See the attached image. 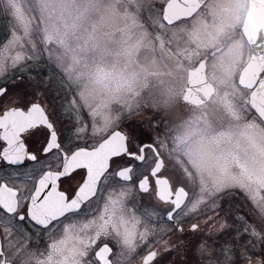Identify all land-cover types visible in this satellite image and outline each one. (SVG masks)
<instances>
[{"label":"snow or ice","instance_id":"6c2138e0","mask_svg":"<svg viewBox=\"0 0 264 264\" xmlns=\"http://www.w3.org/2000/svg\"><path fill=\"white\" fill-rule=\"evenodd\" d=\"M141 11L173 25V5ZM63 41L0 10V264H264V177L193 192L154 162L142 121L71 83ZM264 127V70L249 89Z\"/></svg>","mask_w":264,"mask_h":264},{"label":"rangeland","instance_id":"374dc122","mask_svg":"<svg viewBox=\"0 0 264 264\" xmlns=\"http://www.w3.org/2000/svg\"><path fill=\"white\" fill-rule=\"evenodd\" d=\"M15 2L32 21L36 31L46 30L49 35L62 39L71 83L74 88L84 93L88 103L112 119L118 118L121 113L131 112L133 118L142 121L149 137L154 140L165 159L162 173L184 185L189 192L225 183L236 187L243 184L249 191L258 189L259 177L253 174L246 162L247 157L242 155L241 143L255 138L248 125L245 124L242 131L237 130L240 138L228 131L225 135L223 130L208 128L204 133L192 126L190 134L186 132V135H179L175 142L173 137L167 135L171 139L165 143L160 141L164 126L161 115L145 114L134 109L138 102L137 96L141 92L139 85L143 75H158L166 69L160 65L156 49L150 46L145 34L141 16V5L144 1ZM7 6L8 0H0V10ZM148 48L155 54L152 53V58L147 61L145 51ZM238 66L237 63L234 69L224 68L223 74L216 79L218 81L213 82L219 90L225 92L222 96L225 99L223 105L229 110L234 109V114L240 121H247L250 117L242 89L231 74ZM113 102L114 109L110 108V103ZM229 117V122H236L232 120V116ZM171 121L173 125L174 121ZM259 131L262 134L257 137L263 144L264 133L260 128ZM249 132L251 135L247 136Z\"/></svg>","mask_w":264,"mask_h":264},{"label":"flooded vegetation","instance_id":"af4514ba","mask_svg":"<svg viewBox=\"0 0 264 264\" xmlns=\"http://www.w3.org/2000/svg\"><path fill=\"white\" fill-rule=\"evenodd\" d=\"M151 2L159 6L161 0ZM248 3L249 0H205L188 19L178 20L173 25L163 23L160 18L149 17L141 11L146 37L150 41V46L155 47L160 65L166 69L158 75H143L139 85L141 92L137 96L138 102L134 109L145 114L161 115L164 126L160 141L165 143L171 139L169 136L173 137L174 141L179 139V135L186 132L190 134L192 126L204 133L208 128L213 130L216 128L225 131V135L228 131L231 135L238 136L237 130L242 131V127L248 125L255 138L249 139L247 143L244 141L241 143L242 155L247 157L246 162L253 174L260 178L264 177V143L262 144L257 136L262 134L259 128L264 133V127L262 129L261 124L251 118L240 121L234 114V109L229 110L223 105L225 99L222 96L225 92L219 90L213 82L223 74L224 68L234 69L238 63L239 66L231 72L238 83L239 70L250 57V48L242 31ZM152 51L149 48L145 51L147 61L152 58L150 55L155 54ZM200 64L204 75H194L196 88L191 94L193 100H187L184 95L188 86L189 70ZM206 81L213 86L210 92ZM237 85L242 89L245 104L248 105L249 89ZM112 107L115 108L114 102L110 103V108ZM229 116L236 122H229ZM170 120L174 121L173 125ZM249 135L250 132L247 136ZM151 143L156 150L155 153L152 148L154 162L159 156L163 171L165 167L163 154L154 140H151ZM162 176L167 177L174 187L182 185L164 173Z\"/></svg>","mask_w":264,"mask_h":264},{"label":"water","instance_id":"95a60500","mask_svg":"<svg viewBox=\"0 0 264 264\" xmlns=\"http://www.w3.org/2000/svg\"><path fill=\"white\" fill-rule=\"evenodd\" d=\"M204 1L205 0H192L187 9H182L179 5H173L168 10L169 18L176 20L178 16L189 17L204 3ZM259 12L261 15H259ZM242 31L250 48V57L239 73L238 83L240 86L250 89L256 82L257 75L264 70V0H249ZM195 74L204 75L201 64L189 70L188 86L185 89L184 95V98L187 100H193L191 94L196 88V83L193 80ZM204 81H202V83H204ZM207 85V89L210 92L213 86L209 82H207ZM152 148L156 153L155 148L153 146ZM161 162L162 160L158 156L155 164L160 169L162 168Z\"/></svg>","mask_w":264,"mask_h":264}]
</instances>
